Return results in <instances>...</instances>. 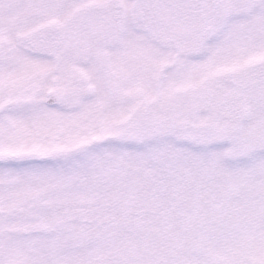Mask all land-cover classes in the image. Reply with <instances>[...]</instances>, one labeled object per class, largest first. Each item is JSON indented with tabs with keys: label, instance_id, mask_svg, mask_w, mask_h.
I'll use <instances>...</instances> for the list:
<instances>
[{
	"label": "rangeland",
	"instance_id": "374dc122",
	"mask_svg": "<svg viewBox=\"0 0 264 264\" xmlns=\"http://www.w3.org/2000/svg\"><path fill=\"white\" fill-rule=\"evenodd\" d=\"M117 1L0 0L1 167L17 160L0 264H264V164H233L264 152L263 6L236 0L231 30L196 51L211 0H165L136 60ZM221 221L255 242L209 250Z\"/></svg>",
	"mask_w": 264,
	"mask_h": 264
},
{
	"label": "flooded vegetation",
	"instance_id": "af4514ba",
	"mask_svg": "<svg viewBox=\"0 0 264 264\" xmlns=\"http://www.w3.org/2000/svg\"><path fill=\"white\" fill-rule=\"evenodd\" d=\"M137 1H139V0H134V2H132V0H131V3H127V2H124L122 0H118L115 4V14H113V18L115 21L116 34L118 36L124 35L125 37L130 38V39H132L138 43V47L136 48V51H137V54H139V55H136V57H137L136 60H141L146 55H148V52L145 49V36H144L145 33H142L141 29H142V27L144 28L145 24L149 21V18H148L149 16L155 15L156 18L152 19V20H156L157 22H162L161 11L163 10L165 0H140L141 5L138 8V11H137L138 14L136 15L135 14V10H136L135 7L137 4ZM167 1H170V0H167ZM189 1L192 2L193 0H189ZM176 2L178 4V7L181 8V10H183L184 5H185V0H176ZM195 2L201 4L202 0H195ZM211 2L213 3V2H215V0H211ZM250 2H251L250 11L253 14L256 13V15H258V10H259L260 4L263 6V9H264V4H262V0H250ZM140 20H141L142 25L140 24ZM228 20H230L229 17H228ZM61 30L64 31V33L65 32L67 33L70 30V27L64 26L61 28ZM207 30H208V32L204 36L202 35L203 40H201V38H202L201 37L199 39V41L197 42V44H192V43L188 44L190 46V49H193L196 51L207 50L211 46V43H212L213 39L215 38V36H217L218 34H225V32L224 33L217 32L215 30V28H213V27H208ZM129 32H133V33L129 34ZM242 34L239 36L238 35H235V36L237 38H239L242 36ZM71 35H77V34L75 32H73ZM219 38L221 39V37H219ZM248 38H250V36H248ZM124 43L126 44L127 42H124ZM127 44H128V46H130L129 42ZM67 45L70 46L71 44H67ZM234 45H232V46H234ZM255 46L264 50V40H257ZM176 47H177V49H180L179 45L177 43H176ZM130 48H132V47L130 46L129 49ZM190 49H187L186 47L183 48L184 51L190 50ZM212 49L213 48L211 47L210 52L212 51ZM29 50L35 51L34 44H33V47L29 48ZM45 51L47 52V51H49V49H45V47L38 49V52L40 53V55L44 54ZM131 51H132V49H131ZM227 61H228V59H227ZM227 61H226L225 65H227ZM238 67H239V65H238ZM262 69L264 70V66ZM263 70H261L262 74H264ZM262 76H264V75H262ZM54 98H55L54 100L47 98L46 101L49 103H55L58 101V96H54ZM14 157L15 156L10 158V159H12L11 163H9V164L5 163V167H3V168L1 167L2 166V162H1L2 159L0 158V179L4 182L5 189L8 188L9 186H12L14 184V181H15V179L12 178L13 167H15V164L17 163V160H15ZM4 178H6V180ZM3 252H4L3 250L0 252V258H1V255L3 254ZM5 253H7V251H5L4 254Z\"/></svg>",
	"mask_w": 264,
	"mask_h": 264
},
{
	"label": "snow or ice",
	"instance_id": "6c2138e0",
	"mask_svg": "<svg viewBox=\"0 0 264 264\" xmlns=\"http://www.w3.org/2000/svg\"><path fill=\"white\" fill-rule=\"evenodd\" d=\"M264 4V0H262ZM210 8L213 11L212 17L209 19L208 24L210 27L215 28L219 33H224L231 30V25L229 23L226 13L232 8L241 7L242 5L232 0H215L211 3ZM257 162L264 164V152L258 154L257 156H251L247 161L236 160L233 162L236 166H251ZM207 238L206 247L211 250L216 246L218 242L225 249L238 248L244 250L251 247L255 242V238L248 237H237L223 221L212 227H209L207 231L203 234ZM177 264H248L247 261H231V260H217L212 258H202L197 261H178Z\"/></svg>",
	"mask_w": 264,
	"mask_h": 264
},
{
	"label": "water",
	"instance_id": "95a60500",
	"mask_svg": "<svg viewBox=\"0 0 264 264\" xmlns=\"http://www.w3.org/2000/svg\"><path fill=\"white\" fill-rule=\"evenodd\" d=\"M53 96H54V95H51V96L49 97V99L54 100L55 98H54Z\"/></svg>",
	"mask_w": 264,
	"mask_h": 264
}]
</instances>
